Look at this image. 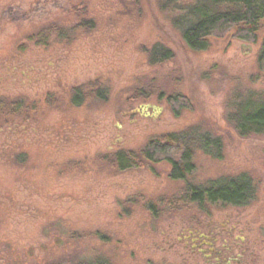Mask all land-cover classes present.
<instances>
[{"label": "rangeland", "instance_id": "374dc122", "mask_svg": "<svg viewBox=\"0 0 264 264\" xmlns=\"http://www.w3.org/2000/svg\"><path fill=\"white\" fill-rule=\"evenodd\" d=\"M171 16L160 0H0V96L26 102L18 116L0 118V264H180L171 242L194 214L239 220L264 249V137L239 136L229 115L237 102L264 98V19L256 43L230 31L195 52ZM44 27L63 36L51 31L46 46L27 39ZM156 43L174 55L151 65ZM99 86L103 99L71 104L73 88ZM168 96L188 104L174 113ZM189 127L222 141L219 158L196 153L191 180L247 173L256 185L247 206L175 208L183 183L168 177L166 162L115 168L112 150L138 151Z\"/></svg>", "mask_w": 264, "mask_h": 264}, {"label": "trees", "instance_id": "16d2710c", "mask_svg": "<svg viewBox=\"0 0 264 264\" xmlns=\"http://www.w3.org/2000/svg\"><path fill=\"white\" fill-rule=\"evenodd\" d=\"M78 1L73 0L74 5ZM160 2L163 10L171 13L170 22L180 32L185 45L195 52L206 51L210 47L211 38L223 37L230 31L242 41L256 43L260 23L264 19V0H195L187 5L179 0ZM91 24L92 20L85 21L86 27ZM51 31L56 36H63L62 33L56 32V28L44 27L27 34V39L46 46ZM146 54L147 62L156 65L170 60L174 52L167 46L156 43ZM257 65L264 71V35L258 49ZM82 87L73 88L70 98L72 105L82 104L89 96L104 98L105 90L100 86L86 90ZM179 97L167 98V104L171 105L173 112L178 110L174 105L180 107L188 104L185 97ZM22 101L19 97L0 96V118L18 116L24 108ZM229 115L230 123L239 136L264 137V98L260 100L250 97L237 102L236 109ZM221 150L222 141L219 136L199 127H189L183 131L152 137L140 150L123 149L117 154H112L111 158L115 168L120 172L140 167L152 168L159 162H166L169 165L168 177L183 183L180 191L172 197L171 204L175 208L195 206L200 213L207 214L206 205L243 207L255 198L256 185L247 173L223 176L206 183H194L191 180L196 169L194 162L196 153L201 152L211 158H219ZM58 264H110V262L97 257L92 261L76 260Z\"/></svg>", "mask_w": 264, "mask_h": 264}, {"label": "flooded vegetation", "instance_id": "af4514ba", "mask_svg": "<svg viewBox=\"0 0 264 264\" xmlns=\"http://www.w3.org/2000/svg\"><path fill=\"white\" fill-rule=\"evenodd\" d=\"M25 104L23 100L22 105ZM26 122L25 119L24 126ZM122 150L116 148L110 154ZM191 218L183 222L178 240L171 242L181 258L180 264H264V249L260 248L258 234L239 220L218 222L216 218L197 219L195 214Z\"/></svg>", "mask_w": 264, "mask_h": 264}]
</instances>
